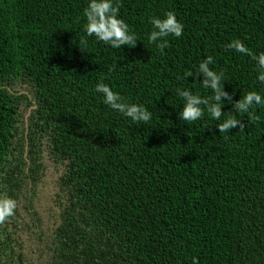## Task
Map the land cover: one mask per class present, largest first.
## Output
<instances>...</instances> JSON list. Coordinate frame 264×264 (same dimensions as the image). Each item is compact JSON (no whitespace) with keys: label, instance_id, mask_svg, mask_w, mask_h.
<instances>
[{"label":"trees","instance_id":"obj_1","mask_svg":"<svg viewBox=\"0 0 264 264\" xmlns=\"http://www.w3.org/2000/svg\"><path fill=\"white\" fill-rule=\"evenodd\" d=\"M88 3L0 0V194L16 200L23 180L37 177L45 139L66 192L48 264H264V105L249 122L222 98L220 120L187 122L177 94H212L202 75L183 78L212 56L233 102L264 96L256 62L226 47L239 39L264 52V0H119L137 38L121 49L85 33ZM167 11L183 34L165 37L161 55L149 18ZM101 81L146 107L150 121L112 110L95 91ZM228 115L244 130L219 133ZM13 243L0 225L3 264H30Z\"/></svg>","mask_w":264,"mask_h":264},{"label":"clouds","instance_id":"obj_2","mask_svg":"<svg viewBox=\"0 0 264 264\" xmlns=\"http://www.w3.org/2000/svg\"><path fill=\"white\" fill-rule=\"evenodd\" d=\"M119 0H89L83 15L86 18L84 31L88 36H94L96 39L103 41L112 48L127 46L133 48L136 45L137 38L135 33L130 31L129 25L119 18ZM149 23L153 30L148 35L149 43L155 44L163 55V50L168 46L165 37H181L183 34V25L177 20L172 11H167L163 17H150ZM238 53L248 55L256 62L257 80L264 84V52L259 54L253 53L241 40L234 39L226 45ZM214 58L207 56L198 65V70L186 72L183 78L192 77L196 80L197 76L202 75L203 80L199 82L203 88L209 89L211 95L201 96L199 93L194 94L189 89H177V94L183 100V105L179 113V118L194 122L202 118L207 113L212 119L220 120L225 112L222 107L225 103L232 105L231 110L236 113L247 114L248 121L258 120L254 107L264 105V96L257 91H247L238 100L233 102V97L223 90L225 82L223 72H217L210 65L214 64ZM95 91L103 95V102L112 110L119 112L123 116L130 118L133 122L146 124L150 121L152 114L146 107L138 104L126 102L119 93L113 91L107 84L98 82ZM225 98V100H222ZM245 125L241 119L235 115H228L219 123L216 128L219 133H228L230 129L239 128L244 130ZM17 202L7 195L0 194V225L4 224L10 217L16 214ZM193 264H198L194 257Z\"/></svg>","mask_w":264,"mask_h":264},{"label":"rangeland","instance_id":"obj_3","mask_svg":"<svg viewBox=\"0 0 264 264\" xmlns=\"http://www.w3.org/2000/svg\"><path fill=\"white\" fill-rule=\"evenodd\" d=\"M11 88L13 92L29 95L28 88L24 85L15 83ZM32 109L24 100L20 113L26 116ZM45 141L42 140L43 153L39 161L42 166L37 177L33 178L32 182L28 178L23 180V186L17 193L16 214L2 224L8 237L15 241L9 244L10 250H16L14 255L21 254L23 262L30 264L49 263L51 253L47 248L66 200V192L59 182L63 166L51 159ZM45 244L46 246H43ZM4 261L5 259L0 257V264Z\"/></svg>","mask_w":264,"mask_h":264},{"label":"water","instance_id":"obj_4","mask_svg":"<svg viewBox=\"0 0 264 264\" xmlns=\"http://www.w3.org/2000/svg\"><path fill=\"white\" fill-rule=\"evenodd\" d=\"M26 94V93H25ZM27 95V94H26ZM30 98V96H28Z\"/></svg>","mask_w":264,"mask_h":264}]
</instances>
